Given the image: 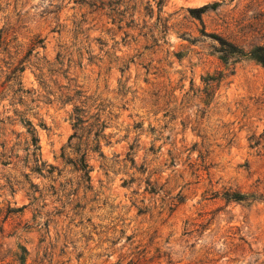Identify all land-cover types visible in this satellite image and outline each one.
<instances>
[{
	"label": "rangeland",
	"instance_id": "obj_1",
	"mask_svg": "<svg viewBox=\"0 0 264 264\" xmlns=\"http://www.w3.org/2000/svg\"><path fill=\"white\" fill-rule=\"evenodd\" d=\"M259 47L264 0H0V264H264Z\"/></svg>",
	"mask_w": 264,
	"mask_h": 264
},
{
	"label": "trees",
	"instance_id": "obj_2",
	"mask_svg": "<svg viewBox=\"0 0 264 264\" xmlns=\"http://www.w3.org/2000/svg\"><path fill=\"white\" fill-rule=\"evenodd\" d=\"M213 6H215V5L214 4L210 5V6L209 5H204V6H201V7L197 8V9L189 10V13L193 14L194 16H199L200 14L205 12L207 9L213 8ZM262 51H264V48H262V47L257 48L256 49V55L254 57L256 58V60L258 62H260L264 66V52H262ZM73 120L75 122L80 121L78 117H74Z\"/></svg>",
	"mask_w": 264,
	"mask_h": 264
}]
</instances>
